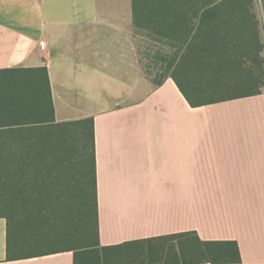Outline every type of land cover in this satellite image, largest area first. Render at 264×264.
Wrapping results in <instances>:
<instances>
[{
  "label": "crops",
  "instance_id": "obj_1",
  "mask_svg": "<svg viewBox=\"0 0 264 264\" xmlns=\"http://www.w3.org/2000/svg\"><path fill=\"white\" fill-rule=\"evenodd\" d=\"M132 30V0H0V70L46 67L55 120L93 118L100 246L195 232L264 264V93L191 108L142 77ZM221 104L244 131L216 130ZM0 264L73 254L9 261L0 219Z\"/></svg>",
  "mask_w": 264,
  "mask_h": 264
},
{
  "label": "trees",
  "instance_id": "obj_2",
  "mask_svg": "<svg viewBox=\"0 0 264 264\" xmlns=\"http://www.w3.org/2000/svg\"><path fill=\"white\" fill-rule=\"evenodd\" d=\"M132 28L154 43L151 82L171 79L191 108L264 93V0H132ZM0 219L9 261H241L235 241L195 232L100 246L94 121L55 120L46 67L0 70Z\"/></svg>",
  "mask_w": 264,
  "mask_h": 264
},
{
  "label": "rangeland",
  "instance_id": "obj_3",
  "mask_svg": "<svg viewBox=\"0 0 264 264\" xmlns=\"http://www.w3.org/2000/svg\"><path fill=\"white\" fill-rule=\"evenodd\" d=\"M131 34L133 36L134 44L137 49V52L139 54L140 58V68H141V75L147 80H150V77L148 76V71L150 67L151 57L153 56L155 52L154 43L146 38L145 36H139L136 35L135 32L132 30ZM152 78V76H151ZM151 81V80H150ZM264 91V90H263ZM220 111H219V118L220 122L218 124L217 131H244V125L242 124V121H236L234 125L230 122L231 119L234 118H242L241 111L243 110L242 106H236V105H229V104H221L220 105ZM229 123L230 125H228ZM53 247H50V249H54ZM59 245V243H58Z\"/></svg>",
  "mask_w": 264,
  "mask_h": 264
}]
</instances>
